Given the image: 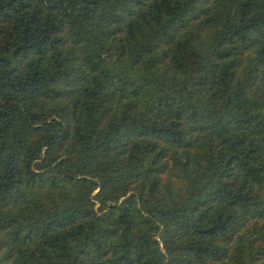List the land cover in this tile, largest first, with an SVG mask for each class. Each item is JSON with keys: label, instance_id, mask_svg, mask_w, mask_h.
Here are the masks:
<instances>
[{"label": "trees", "instance_id": "16d2710c", "mask_svg": "<svg viewBox=\"0 0 264 264\" xmlns=\"http://www.w3.org/2000/svg\"><path fill=\"white\" fill-rule=\"evenodd\" d=\"M0 264H264V0H0Z\"/></svg>", "mask_w": 264, "mask_h": 264}, {"label": "rangeland", "instance_id": "374dc122", "mask_svg": "<svg viewBox=\"0 0 264 264\" xmlns=\"http://www.w3.org/2000/svg\"><path fill=\"white\" fill-rule=\"evenodd\" d=\"M174 178H175V176H174Z\"/></svg>", "mask_w": 264, "mask_h": 264}]
</instances>
